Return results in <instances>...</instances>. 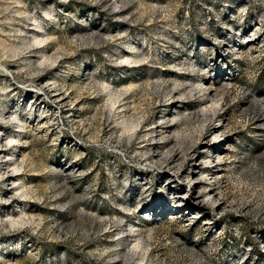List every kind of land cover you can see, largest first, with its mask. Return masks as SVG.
Returning <instances> with one entry per match:
<instances>
[{
    "label": "rangeland",
    "instance_id": "obj_1",
    "mask_svg": "<svg viewBox=\"0 0 264 264\" xmlns=\"http://www.w3.org/2000/svg\"><path fill=\"white\" fill-rule=\"evenodd\" d=\"M0 264H264V0H0Z\"/></svg>",
    "mask_w": 264,
    "mask_h": 264
}]
</instances>
